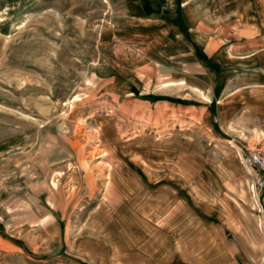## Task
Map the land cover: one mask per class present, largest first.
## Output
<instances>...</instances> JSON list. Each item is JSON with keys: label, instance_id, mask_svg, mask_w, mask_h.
Returning <instances> with one entry per match:
<instances>
[{"label": "rangeland", "instance_id": "374dc122", "mask_svg": "<svg viewBox=\"0 0 264 264\" xmlns=\"http://www.w3.org/2000/svg\"><path fill=\"white\" fill-rule=\"evenodd\" d=\"M185 1L192 16L203 11L204 0ZM215 1L204 8L252 9ZM131 9L0 0V264H99L119 247L135 253V237L152 253L149 237L202 222L201 254L219 259L227 247L264 264V216L236 153L264 141V118L236 132L221 117L222 131L200 107L155 102L178 93L161 83L181 79L172 55L183 44Z\"/></svg>", "mask_w": 264, "mask_h": 264}, {"label": "crops", "instance_id": "0c3cea01", "mask_svg": "<svg viewBox=\"0 0 264 264\" xmlns=\"http://www.w3.org/2000/svg\"><path fill=\"white\" fill-rule=\"evenodd\" d=\"M172 1L173 9L164 0H130L129 17L138 20V24L143 20H153V26L158 27L164 24L171 28L167 37L183 44V48L172 55L181 59V79L161 83L178 90V93L158 96L153 93L155 102L181 106L187 111L200 107L205 119L211 121L210 127L222 131L221 117L227 118L228 126L236 132L253 128V119L264 118V0H248L252 9L245 13H239L236 8L207 10L204 0L203 11L196 17L191 15L189 1ZM214 6H217L215 0ZM257 6L260 9H255ZM191 72L198 73L197 82ZM243 148L252 147L243 145ZM194 228L195 225L180 224L166 227L165 236L149 237L156 247L152 253L142 252L143 241L135 237L130 241L135 253L126 254L124 248L119 247L117 253L103 254L99 264L247 263L239 249L231 251L224 247L219 259L201 254L206 253V245L201 249L206 242L205 224L197 223L192 232ZM121 242L122 246L127 241L123 239ZM101 243L109 247V236L101 238ZM191 244L197 245L198 252L190 256ZM191 258L196 262L190 263Z\"/></svg>", "mask_w": 264, "mask_h": 264}, {"label": "built area", "instance_id": "2783aa9c", "mask_svg": "<svg viewBox=\"0 0 264 264\" xmlns=\"http://www.w3.org/2000/svg\"><path fill=\"white\" fill-rule=\"evenodd\" d=\"M236 153L241 165L251 176L249 188L255 197L257 212L264 216V141L250 149L240 147Z\"/></svg>", "mask_w": 264, "mask_h": 264}]
</instances>
